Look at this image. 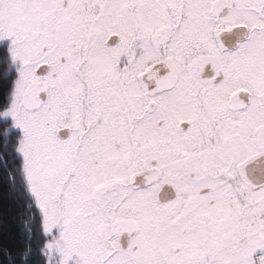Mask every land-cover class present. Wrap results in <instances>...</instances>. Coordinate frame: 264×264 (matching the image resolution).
Returning <instances> with one entry per match:
<instances>
[{"label": "snow or ice", "instance_id": "6c2138e0", "mask_svg": "<svg viewBox=\"0 0 264 264\" xmlns=\"http://www.w3.org/2000/svg\"><path fill=\"white\" fill-rule=\"evenodd\" d=\"M0 264H264V0H0Z\"/></svg>", "mask_w": 264, "mask_h": 264}, {"label": "trees", "instance_id": "16d2710c", "mask_svg": "<svg viewBox=\"0 0 264 264\" xmlns=\"http://www.w3.org/2000/svg\"><path fill=\"white\" fill-rule=\"evenodd\" d=\"M3 91L4 82L0 80V95ZM18 223L17 201L9 188L8 177L0 169V239L6 238L9 246L14 249L19 248L23 243L22 235L15 227Z\"/></svg>", "mask_w": 264, "mask_h": 264}]
</instances>
